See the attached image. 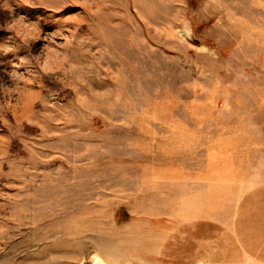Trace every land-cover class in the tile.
<instances>
[{"label":"rangeland","instance_id":"obj_1","mask_svg":"<svg viewBox=\"0 0 264 264\" xmlns=\"http://www.w3.org/2000/svg\"><path fill=\"white\" fill-rule=\"evenodd\" d=\"M233 233H264V0H0V264Z\"/></svg>","mask_w":264,"mask_h":264},{"label":"crops","instance_id":"obj_2","mask_svg":"<svg viewBox=\"0 0 264 264\" xmlns=\"http://www.w3.org/2000/svg\"><path fill=\"white\" fill-rule=\"evenodd\" d=\"M193 253L199 264H264V233L217 234L197 239Z\"/></svg>","mask_w":264,"mask_h":264}]
</instances>
